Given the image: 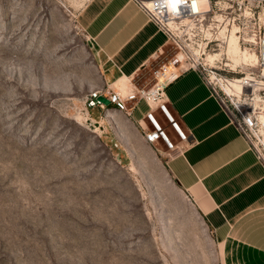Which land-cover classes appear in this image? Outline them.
I'll return each instance as SVG.
<instances>
[{"label":"rangeland","instance_id":"obj_1","mask_svg":"<svg viewBox=\"0 0 264 264\" xmlns=\"http://www.w3.org/2000/svg\"><path fill=\"white\" fill-rule=\"evenodd\" d=\"M88 1L0 0V264H223L169 171L176 152L126 114L88 108L105 84L78 24ZM260 133L264 152L262 121Z\"/></svg>","mask_w":264,"mask_h":264},{"label":"crops","instance_id":"obj_2","mask_svg":"<svg viewBox=\"0 0 264 264\" xmlns=\"http://www.w3.org/2000/svg\"><path fill=\"white\" fill-rule=\"evenodd\" d=\"M78 24L99 51L104 87L125 93L131 84L153 86L154 72L164 64L170 44L135 0H89ZM166 98L188 137L187 143H180L165 115L155 112L183 147L169 161V171L214 232L223 264H264V163L198 72H183L166 88ZM148 110L140 101L132 117L126 116L138 127L152 129L145 117Z\"/></svg>","mask_w":264,"mask_h":264},{"label":"built area","instance_id":"obj_3","mask_svg":"<svg viewBox=\"0 0 264 264\" xmlns=\"http://www.w3.org/2000/svg\"><path fill=\"white\" fill-rule=\"evenodd\" d=\"M135 2L166 35L175 50L176 64L173 63L172 68L165 64L157 69L155 83L150 88L131 84L125 93L107 87L97 89L88 96V108L105 109L98 101L104 96L115 110L132 117L134 104L145 101L149 108L145 117L152 126V129L141 126L145 140L155 144L162 139L176 152L175 157L183 147L171 143L155 112L161 111L178 134L180 143H187V135L168 109L166 88L183 72L196 71L264 163V152L258 143L261 142L260 119L264 115V0ZM232 38L247 59L235 62L229 58L227 51ZM262 143L264 149V141Z\"/></svg>","mask_w":264,"mask_h":264},{"label":"bare ground","instance_id":"obj_4","mask_svg":"<svg viewBox=\"0 0 264 264\" xmlns=\"http://www.w3.org/2000/svg\"><path fill=\"white\" fill-rule=\"evenodd\" d=\"M227 54H228L229 58H231L235 62H240V61L243 60V58H246V59L248 58V56L243 57L244 52L239 48V46H238V44H237V42H236V40L234 38H232L231 41H230V45H229ZM121 84L125 88V86H126L125 82L123 81V82H121ZM260 120L264 124V115L261 117ZM261 121H260V124H261ZM261 136L262 135H260V138H261Z\"/></svg>","mask_w":264,"mask_h":264},{"label":"water","instance_id":"obj_5","mask_svg":"<svg viewBox=\"0 0 264 264\" xmlns=\"http://www.w3.org/2000/svg\"><path fill=\"white\" fill-rule=\"evenodd\" d=\"M98 101H100L101 103H103L106 107L111 106L110 101L106 97H104V96L99 97L98 98Z\"/></svg>","mask_w":264,"mask_h":264},{"label":"snow or ice","instance_id":"obj_6","mask_svg":"<svg viewBox=\"0 0 264 264\" xmlns=\"http://www.w3.org/2000/svg\"><path fill=\"white\" fill-rule=\"evenodd\" d=\"M175 2H178V0H174V3H175Z\"/></svg>","mask_w":264,"mask_h":264}]
</instances>
